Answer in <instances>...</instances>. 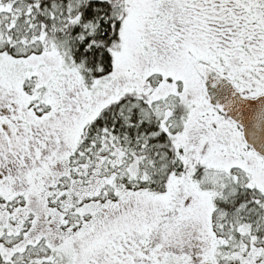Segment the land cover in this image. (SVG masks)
Segmentation results:
<instances>
[{
  "label": "snow or ice",
  "instance_id": "snow-or-ice-1",
  "mask_svg": "<svg viewBox=\"0 0 264 264\" xmlns=\"http://www.w3.org/2000/svg\"><path fill=\"white\" fill-rule=\"evenodd\" d=\"M0 264H264V0H0Z\"/></svg>",
  "mask_w": 264,
  "mask_h": 264
}]
</instances>
